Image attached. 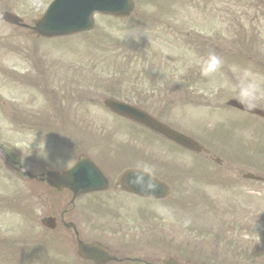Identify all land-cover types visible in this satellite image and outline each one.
I'll list each match as a JSON object with an SVG mask.
<instances>
[{
	"label": "rangeland",
	"instance_id": "rangeland-1",
	"mask_svg": "<svg viewBox=\"0 0 264 264\" xmlns=\"http://www.w3.org/2000/svg\"><path fill=\"white\" fill-rule=\"evenodd\" d=\"M30 0H0V13L2 11H10L13 12L16 15H23L26 20H28L27 17L34 16L33 19H41L48 6L52 3L53 0H36L37 3L35 6H31V4L28 2ZM140 3L139 6V14L135 16V18L138 17H146L147 19L152 18L153 24H159L163 23V26H161V31L159 33H148L140 30V26L137 25L138 29L134 31H128L126 33L127 35L134 34L135 36L141 35L146 36L151 42L153 41V44L151 48L149 49L147 53V61L145 63V66L147 65L153 66L154 64H157L156 69L160 70L161 72H155L151 74V72L146 68L147 72L149 73V77L142 76L138 80V74L140 72H137V68L133 69V71L130 69L129 66H125L128 71H125L121 73L118 78H115L113 81L116 83H123V87L127 89V91L133 95L135 91L140 87L142 84H146L149 87H156L159 90L160 94L162 95L161 98L157 99L154 106L157 107H165L166 102L163 100L168 99L170 100V110L172 111V114H167V119L164 115L163 117L169 120L170 123H177L179 117L177 114L181 113V108L184 107L183 104V94L184 90L176 89L175 84L180 83V77L182 75L186 74V68L188 66L191 67V73L188 75L190 76H197V71L200 70L201 76V65L206 60L204 58V55H206L205 50L203 52V46L199 43L202 41L201 37H204L207 39V43L209 45L217 46L215 47V51L220 50V53L222 54V57L224 58L223 62L226 60L225 56L228 58L233 57L235 58H242V62L245 61L246 64L235 63V65H231L230 63H227V67H229L224 72H230V77H225L224 75L220 77L219 81L229 85H223L219 81L218 83H212L213 87L207 88L205 97L200 99V97H194V103L190 104L189 106H185L184 113L182 115H188L191 114L190 117H186L185 119H182L183 123L180 122L182 125L190 126L201 123L203 121L202 117H206L209 119L214 118L215 113H218L220 117L221 122L224 120H230V117L233 118L232 121H228V125L233 127V137L228 138L224 140L223 144L226 145L228 148L229 153H225V160H229V158L233 159V178L236 175H239L237 173V167L235 166L238 161L236 160L237 155H240L243 157L242 152V144L241 141H247L248 144L251 142L257 140L256 135H258L260 132H256L257 130H261V123L258 120H252L251 116L248 117L246 114H242L238 111L233 110H226V109H215L217 105H214L216 102H220L221 105L225 102L224 98L227 96L233 97V95H230V93H226L223 95L222 90H225L227 88L233 90V84H236L239 86L241 78L245 71L251 72L255 78L257 79L258 83H260L262 89H264V71L260 70L257 66L259 64V60L256 57H247L241 53L245 52L242 51L240 56H237L238 52L241 49V46H239V42L241 39L249 38L253 39L254 36L257 38H263L264 43V2L261 3L264 0H137ZM141 2L147 3V4H141ZM196 2L197 6L193 3ZM178 5L182 6L183 3L185 4V8H183L179 14L186 13V9L193 11L188 12L185 14V22L183 24H180L181 29L184 31L182 34L179 30V27L177 25H170L167 29H169V35L165 34L164 22L169 16L166 14V11H169L170 8H168L169 5ZM28 4V7H27ZM209 4H212L210 6ZM188 5V6H187ZM46 6V7H45ZM173 6V5H172ZM158 7V9H157ZM198 7L204 8V10L198 11ZM45 8V9H44ZM44 9V10H43ZM195 12V13H194ZM210 17L214 18L215 25L206 23L210 22ZM163 20V21H162ZM194 20L199 21L201 23L200 27L198 28V31H196L193 23ZM174 22H178L177 16L173 20ZM134 22V21H133ZM136 22V21H135ZM125 22L119 23L118 21H112L108 20L106 18L99 17L97 20V33L95 32L93 35L90 36V38H93L92 43L97 44L98 38L100 35H106L110 38V41L107 44H101L96 47H92L90 44L87 46H84L82 43V40L80 38L74 39L75 45L79 46H73L72 49L77 53H87L88 50H93V54L98 56L100 59L99 64L102 65L105 63V61L102 60L101 55L105 54L102 45H107L108 49L110 50H118L120 49L119 42L123 39L125 36V33L121 32V27L124 25ZM130 23V22H129ZM132 23V22H131ZM218 23V24H217ZM128 24V23H127ZM9 26V25H8ZM244 31V32H242ZM24 31L21 29L16 28H10L5 26L0 22V37L10 36V42L14 44H19L18 39L21 38V36L24 37L22 34ZM231 33H233V36H231ZM187 34V40L190 41L189 44H184L183 41L186 40V37L183 36ZM199 34V35H196ZM192 35V37H190ZM173 36L174 41L168 42L170 37ZM25 38V37H24ZM26 39V38H25ZM193 40L194 43H191ZM36 43H38L36 41ZM27 42L23 41L21 45H23L26 48H29L27 46ZM86 47L87 49H84ZM10 47L0 49V56L5 54L6 56L0 57V64L4 66H9L8 62L11 55L10 53ZM54 50V49H53ZM117 52V51H116ZM117 56L116 54L110 53L105 54L104 56ZM220 56V55H218ZM243 57L248 59H243ZM38 62L41 61L40 57L36 58ZM73 59H75L73 57ZM17 58H14L12 62H15ZM250 61V62H249ZM54 61L47 62L45 64L40 65L41 67H44L50 63H53ZM110 62L107 61L106 64H109ZM88 64V58L87 60L82 63H73L71 62V65L74 66V68L82 69ZM230 67H233L232 69ZM255 67V72H252L253 68ZM134 72V73H133ZM126 74V75H125ZM216 74L221 73H215L211 80H215ZM156 76V77H155ZM204 76V75H203ZM163 77V78H162ZM208 79L209 76H204ZM161 78V79H160ZM159 80L161 82V86H159ZM138 81V82H137ZM1 82V79H0ZM231 84V85H230ZM226 86V87H222ZM0 84V130L2 134L10 136V139H13L17 141L19 144H21L25 149H27L30 152L36 151V153L43 155L45 153H48L51 150V144L43 142L41 137L34 132L28 131L23 137H17L18 134H22L19 132L20 130L25 129H16L14 125H11L7 121V114L8 110L6 111L4 107L1 106L2 100L7 101V89L3 88ZM217 87V88H215ZM232 87V88H231ZM221 88V89H219ZM238 88V87H236ZM235 88V89H236ZM200 90V89H199ZM190 92H193V89L190 88ZM93 96H96L95 93H92ZM220 98H215V97ZM153 98H157V95L153 96ZM259 101H262L264 103V99H260ZM152 103L153 101H149ZM182 102V103H181ZM209 102H212L213 104L208 105ZM181 103V104H180ZM264 106V104H263ZM212 107V109H210ZM215 109V110H214ZM29 110V109H28ZM206 112V113H203ZM211 112V113H208ZM158 113V112H156ZM195 114V115H192ZM197 117V118H195ZM244 117V118H243ZM33 118L31 117L30 120ZM215 119V118H214ZM208 122V121H205ZM214 123H217L216 120H212L211 122L207 123V126L214 125ZM219 133L223 132V128L220 127L218 130ZM233 139V143H232ZM220 142V138L218 140ZM160 146V145H159ZM172 157V156H170ZM178 162L185 160L186 158L181 156H174ZM201 158V157H200ZM256 158V157H255ZM192 161H196L198 163L199 158L194 159L191 158ZM257 159V158H256ZM144 160V158H143ZM259 160V159H257ZM262 161V160H260ZM209 166V165H208ZM242 168V167H241ZM249 169V168H248ZM222 171L229 170L227 167L222 168ZM10 181L2 180L0 181V238L4 240V242H8L10 248H11V254L13 253L12 248L16 249L19 248L18 256L24 257L26 261H29L28 255H30L31 250H37L39 249L40 243L43 241L41 237L42 231L37 226L33 225L31 222V228L29 231H26L27 235L22 232L20 229H23V223L21 219L16 215L9 214L5 208L7 204H9L13 197L16 195V192L13 190V188L10 186ZM244 185V183H243ZM245 186H248V184L245 183ZM31 199H34L35 196H30ZM49 210L46 209V212ZM38 216H43V212H37ZM176 212H174V219L173 222L176 223ZM235 217H239L241 220H243V223L246 225H249L252 220L250 219H257V217H248L245 215V213L238 208L233 209V216L229 217L228 219H233ZM256 221V220H254ZM245 229V227H243ZM237 229H241V225L238 224ZM261 230L262 235L261 238L264 241V227L260 226L258 228ZM257 233V232H255ZM253 228L249 230H242L241 233H239V236L237 238H233V241H222V242H213L214 246L219 247V249L223 252L224 256H228L230 251L233 248V254L234 253H240L242 256H248L249 253L253 261L257 262L255 264H264V247H257L256 242L253 241L251 244V240L253 239ZM18 240V241H17ZM210 240V239H207ZM18 242V243H16ZM0 243H3L2 240H0ZM236 246H238V249L236 250ZM65 249H68V251L65 254L67 258L69 250L72 248V245L70 246H63ZM236 257H233V260H236ZM1 264V260H0ZM19 264H23L22 262H19ZM26 264H33V263H26ZM40 264V263H36Z\"/></svg>",
	"mask_w": 264,
	"mask_h": 264
},
{
	"label": "flooded vegetation",
	"instance_id": "flooded-vegetation-1",
	"mask_svg": "<svg viewBox=\"0 0 264 264\" xmlns=\"http://www.w3.org/2000/svg\"><path fill=\"white\" fill-rule=\"evenodd\" d=\"M108 178L110 192L83 195L75 200L71 210V220L77 224H74L76 229L71 230L73 235L75 238L78 235L86 242L98 244L111 255L116 254L127 259L123 263L111 264H156L159 260L164 262L168 256L164 257L158 251L165 238L171 236L173 200L170 197L141 199L123 192L116 183L115 167H112L111 176ZM222 179L227 182L226 187L233 190V179ZM41 184L44 185L43 182ZM61 195L62 198L73 199L70 192H62ZM48 196H53V193L42 192L39 198ZM54 210L60 213V220L63 221L62 206L57 203ZM86 214L90 215L82 222L80 217Z\"/></svg>",
	"mask_w": 264,
	"mask_h": 264
},
{
	"label": "water",
	"instance_id": "water-1",
	"mask_svg": "<svg viewBox=\"0 0 264 264\" xmlns=\"http://www.w3.org/2000/svg\"><path fill=\"white\" fill-rule=\"evenodd\" d=\"M130 7V0H57L40 24L41 31L49 35L68 34L79 30L80 24L77 21H83L88 28L95 11L124 16ZM81 10H84L83 15ZM68 22L77 24L69 26ZM235 105L244 109L242 105Z\"/></svg>",
	"mask_w": 264,
	"mask_h": 264
},
{
	"label": "clouds",
	"instance_id": "clouds-1",
	"mask_svg": "<svg viewBox=\"0 0 264 264\" xmlns=\"http://www.w3.org/2000/svg\"><path fill=\"white\" fill-rule=\"evenodd\" d=\"M222 63L223 61L220 56L210 53L201 65L202 74L208 76L219 69ZM238 98L247 110L254 109L257 106V101L264 99V89H262L255 76L249 71H245L241 78L238 86ZM150 188H154V186H150ZM157 211L160 210L157 209Z\"/></svg>",
	"mask_w": 264,
	"mask_h": 264
},
{
	"label": "bare ground",
	"instance_id": "bare-ground-1",
	"mask_svg": "<svg viewBox=\"0 0 264 264\" xmlns=\"http://www.w3.org/2000/svg\"><path fill=\"white\" fill-rule=\"evenodd\" d=\"M36 0H30L29 1V3L31 4V5H36L37 3L35 2ZM81 12V14L84 12V10H81L80 11ZM83 15V14H82Z\"/></svg>",
	"mask_w": 264,
	"mask_h": 264
}]
</instances>
